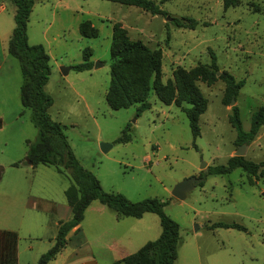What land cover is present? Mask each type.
Returning <instances> with one entry per match:
<instances>
[{
	"label": "rangeland",
	"instance_id": "rangeland-1",
	"mask_svg": "<svg viewBox=\"0 0 264 264\" xmlns=\"http://www.w3.org/2000/svg\"><path fill=\"white\" fill-rule=\"evenodd\" d=\"M33 1L26 25L27 43L41 45L50 59V75L44 87L53 100L48 114L63 127L73 154L98 179L102 190L122 194L131 202L157 199L164 203V214L179 227L175 264H264V167L259 177L240 169L228 175L209 173L212 167L225 165L241 146L236 145V133L228 120L232 107L237 108L242 129L248 132L251 116L264 104V0H238L237 6L228 9H224L222 0H151L162 2L160 9L165 16L104 0ZM6 3L1 17L8 18L15 7ZM175 19H192L196 26L177 28ZM85 21L98 31L97 38L80 36L78 28ZM115 23L131 40L160 49L164 84L172 79L177 67L189 70L210 65L211 51L219 73L227 72L243 82L234 104L222 102V81L211 85L197 81L207 107L199 118L200 136L195 140L181 108L162 104L153 92L147 98L150 109L140 116H136V105L110 109L105 95ZM85 48L91 50L92 68L77 72L72 66L82 63ZM8 61L6 85L11 96L17 93L20 129H4L3 135L10 131L14 135L0 154L1 179L28 180L31 193L53 206L67 207L64 192L71 184L68 171L58 172L54 166L32 168L25 161L26 142L35 141L37 130L31 122V111L21 112L19 63L10 55ZM62 67L71 70L64 76ZM126 127L129 142L114 144ZM100 143L113 147L102 153ZM7 156L18 166L9 165ZM243 157L254 163L264 161V126L245 145ZM192 177L203 178V182L185 200H175L173 187ZM55 220L53 217L49 224L46 219L47 228L36 233L40 237L32 234L31 239L19 240L24 249L29 244L34 247L33 252L25 251L24 264H38L40 256L52 246L57 233ZM150 220L155 222L156 233ZM129 221L134 224L130 254L160 235L155 214H145L141 222ZM219 222L238 224L245 231L210 228ZM57 259L60 264L61 258Z\"/></svg>",
	"mask_w": 264,
	"mask_h": 264
},
{
	"label": "trees",
	"instance_id": "trees-1",
	"mask_svg": "<svg viewBox=\"0 0 264 264\" xmlns=\"http://www.w3.org/2000/svg\"><path fill=\"white\" fill-rule=\"evenodd\" d=\"M15 7L14 28L8 42L7 52L19 63L22 84L20 86V102L22 113L31 111V122L37 130L35 141H27L25 161L33 168L37 166H54L58 172L66 170L69 173L71 184L66 188L64 195L67 205L71 209V218L60 222L54 245L40 256L38 264H47L63 250L66 244V235L77 227L83 220L84 212L93 201L105 205L119 217L140 219L144 214H155L159 218L161 227L160 236L145 243L135 253L120 261L123 264H175L177 246L179 243V227L176 222L163 212L164 203L157 199H145L131 202L122 194L104 192L98 179L83 168L73 154L63 127L53 121L48 109L52 106V98L44 91L49 75V56L41 45L30 46L27 43L26 25L32 11L33 0H6ZM125 6L139 8L151 15H164L160 4L151 0H104ZM224 9L237 6L238 0H222ZM187 22V23H184ZM177 28L194 29L196 23L192 19H175ZM79 34L83 38H97L98 31L88 21L79 25ZM211 63L208 66L197 65L189 70L177 67L172 71V79L162 83L161 51L150 49L141 41L131 40L127 31L119 23L112 26L110 44V82L105 95V101L112 110L126 109L137 106L136 116L150 109L147 98L153 92L164 105H174L185 113L192 138L200 136L199 118L206 111L207 101L200 92L197 81L211 85L217 80L224 83L222 102L230 105L236 99L243 86L242 81H236L227 73H219L216 58L210 51ZM91 50L85 48L82 63L72 66L77 72L88 71L92 68ZM219 73V74H218ZM232 114L228 120L236 133V145H248L257 136L264 126V104L251 116L248 132H244L237 108L232 107ZM126 127L121 136L114 142L127 143L130 138ZM14 163L13 166H18ZM264 161L254 163L244 157H230L225 165L209 169L211 175H228L235 169H240L253 177L262 175L261 168ZM212 229L245 228L238 224L215 223ZM18 237L16 233L0 231V264H17L16 250Z\"/></svg>",
	"mask_w": 264,
	"mask_h": 264
},
{
	"label": "crops",
	"instance_id": "crops-1",
	"mask_svg": "<svg viewBox=\"0 0 264 264\" xmlns=\"http://www.w3.org/2000/svg\"><path fill=\"white\" fill-rule=\"evenodd\" d=\"M6 2L8 1L0 0V7H2L0 10V139L2 140L0 154L4 152V147H7V140L14 135L13 131L3 135L4 129L8 126L15 131L20 129L17 93L11 96L6 85L9 78V71L6 69V64L9 63L7 46L14 28L12 21H14L15 14V11H12L8 18L1 17ZM15 133L18 135L17 132ZM5 158L9 159V165L16 163L9 156ZM27 165L30 166L28 163ZM1 173L2 166L0 165V231L16 233L18 237L17 264H24L22 258L25 251L33 252L34 247L29 244L24 249L19 240L22 237L26 239H31L33 236L40 237L36 236V233L47 228V218L48 223L51 224L52 218L55 217L57 220L53 226L58 229L60 222H66L71 218V209L68 205L67 207L56 206V204L53 206L54 203L31 193L32 183L30 181L2 180ZM143 216L136 220L141 222ZM129 219L135 218L119 217L98 201L91 202L84 212L82 222L67 233L63 250L47 264H58V256L62 260L60 264H123L118 261L130 255L129 249L134 241V229L132 228L134 224ZM150 223L152 232L156 233L155 222L150 220ZM2 249L0 246V252Z\"/></svg>",
	"mask_w": 264,
	"mask_h": 264
},
{
	"label": "water",
	"instance_id": "water-1",
	"mask_svg": "<svg viewBox=\"0 0 264 264\" xmlns=\"http://www.w3.org/2000/svg\"><path fill=\"white\" fill-rule=\"evenodd\" d=\"M168 20H170V19H168ZM95 67H97V66H95ZM70 70H71V67H62L60 69L61 74L64 76L67 75ZM234 102H235V100L232 99L230 102V106H232L234 104ZM112 147H113V144L100 143V150L102 153H107ZM244 148H245V145L239 146L233 157H243ZM26 162L29 164V162L27 160H26ZM204 166H205V164L203 165V167ZM202 182H203V178L192 177V178L185 179V180L177 183L173 187V189L171 191V195L175 200L183 201L186 199L187 194L189 192H191L198 184H200Z\"/></svg>",
	"mask_w": 264,
	"mask_h": 264
},
{
	"label": "built area",
	"instance_id": "built-area-1",
	"mask_svg": "<svg viewBox=\"0 0 264 264\" xmlns=\"http://www.w3.org/2000/svg\"><path fill=\"white\" fill-rule=\"evenodd\" d=\"M2 9V7H0V10Z\"/></svg>",
	"mask_w": 264,
	"mask_h": 264
}]
</instances>
